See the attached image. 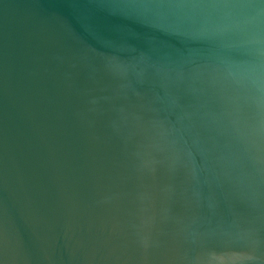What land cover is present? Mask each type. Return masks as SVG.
Wrapping results in <instances>:
<instances>
[{"label":"water","instance_id":"1","mask_svg":"<svg viewBox=\"0 0 264 264\" xmlns=\"http://www.w3.org/2000/svg\"><path fill=\"white\" fill-rule=\"evenodd\" d=\"M0 264H264V0H0Z\"/></svg>","mask_w":264,"mask_h":264}]
</instances>
